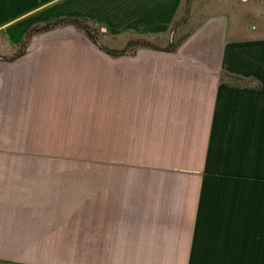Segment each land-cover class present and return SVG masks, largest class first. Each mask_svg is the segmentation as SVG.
Segmentation results:
<instances>
[{
	"label": "crops",
	"instance_id": "obj_1",
	"mask_svg": "<svg viewBox=\"0 0 264 264\" xmlns=\"http://www.w3.org/2000/svg\"><path fill=\"white\" fill-rule=\"evenodd\" d=\"M67 17L177 45L124 62L106 130L0 109V264H264V0H0V35Z\"/></svg>",
	"mask_w": 264,
	"mask_h": 264
},
{
	"label": "rangeland",
	"instance_id": "obj_2",
	"mask_svg": "<svg viewBox=\"0 0 264 264\" xmlns=\"http://www.w3.org/2000/svg\"><path fill=\"white\" fill-rule=\"evenodd\" d=\"M87 25L93 38L73 25H59L32 35L23 50L21 42L11 45L0 35V109L21 105L22 101L15 100L20 94H49L53 98L51 107L87 110L92 114L88 119H98L100 130H106L109 94L120 92L123 96L124 67L129 66L124 62L144 60L155 53L143 50L151 48L135 44L124 55H109L104 50L125 49L124 38L111 37L103 27L91 22ZM187 27L186 23L182 29ZM131 40L155 46L158 42L145 38ZM162 47L158 48H165ZM21 50L22 55L14 58ZM77 151L85 158L92 152L91 149Z\"/></svg>",
	"mask_w": 264,
	"mask_h": 264
},
{
	"label": "trees",
	"instance_id": "obj_3",
	"mask_svg": "<svg viewBox=\"0 0 264 264\" xmlns=\"http://www.w3.org/2000/svg\"><path fill=\"white\" fill-rule=\"evenodd\" d=\"M59 25H73L74 27L76 28H79L81 30H83L86 35L88 37H91L93 38L92 36V29L87 25V22L85 21H82V20H79V19H74V18H62V19H56L54 21H50V22H47L45 24H42V25H39V26H36L34 28H32L31 30H29L23 40L21 41L20 43V47L22 48V50L25 48L28 40L31 38L32 35H34L35 33H40V32H44V31H49ZM137 44L138 46H146V47H151L153 49H156L158 50L159 48L154 46V45H151L147 42H144V41H135L133 42L132 40H130L127 45L124 47L125 49L123 50H120V51H112V50H104L107 54L109 55H112V56H120V55H124V53L127 51V48L132 46V45H135ZM177 44H173V45H170L169 47L165 48L164 51H172L175 47H176ZM22 50L19 54L13 56L14 58L16 57H20L22 55Z\"/></svg>",
	"mask_w": 264,
	"mask_h": 264
}]
</instances>
